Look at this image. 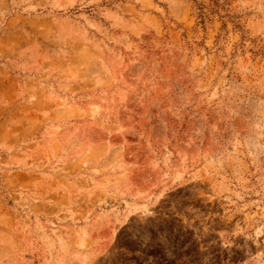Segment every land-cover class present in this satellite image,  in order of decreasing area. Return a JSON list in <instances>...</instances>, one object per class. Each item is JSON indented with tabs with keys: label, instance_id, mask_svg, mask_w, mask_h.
Here are the masks:
<instances>
[{
	"label": "rangeland",
	"instance_id": "374dc122",
	"mask_svg": "<svg viewBox=\"0 0 264 264\" xmlns=\"http://www.w3.org/2000/svg\"><path fill=\"white\" fill-rule=\"evenodd\" d=\"M0 264H264V0H0Z\"/></svg>",
	"mask_w": 264,
	"mask_h": 264
},
{
	"label": "trees",
	"instance_id": "16d2710c",
	"mask_svg": "<svg viewBox=\"0 0 264 264\" xmlns=\"http://www.w3.org/2000/svg\"><path fill=\"white\" fill-rule=\"evenodd\" d=\"M205 17H206V14L201 10L200 12V19H201V23H203L205 21Z\"/></svg>",
	"mask_w": 264,
	"mask_h": 264
}]
</instances>
